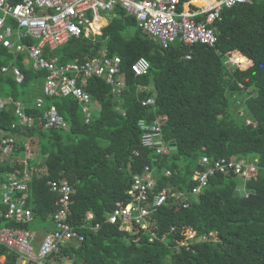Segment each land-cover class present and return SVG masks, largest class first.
Segmentation results:
<instances>
[{
	"label": "trees",
	"instance_id": "obj_1",
	"mask_svg": "<svg viewBox=\"0 0 264 264\" xmlns=\"http://www.w3.org/2000/svg\"><path fill=\"white\" fill-rule=\"evenodd\" d=\"M109 15L97 34H81L55 49L44 48L46 57H56L60 63L103 53L121 58L126 86L120 93H113L101 77L82 83L98 107L88 123L72 96L45 97L44 106L37 108L35 98L43 96L46 71L30 69L23 62L25 52L9 51L0 44V68L14 65L24 74L18 83L11 71L0 72V90H6L5 98L20 101L34 118L32 125L13 130L14 105L0 110V130L19 136L15 149L0 160V183L11 172L20 177L27 174V200L32 209L29 222L15 223L4 218L5 206L0 203V227L34 230L39 226L50 232L56 194L49 191L47 182L65 178L73 189L69 222L83 234V240L68 242L52 253L56 260L64 258L72 264H264V0L223 9L221 20L212 25L213 46L174 43L163 48L125 10L115 7ZM140 56L148 59L150 71L137 76L131 64ZM147 97H153L155 105H143ZM50 106L68 122L67 128H43L41 117ZM156 117L163 121L165 141H175V153L158 155L141 146L139 120L150 122ZM247 122L262 132L252 135ZM203 155L243 158L255 169L245 168V174L217 173L188 200L187 207L171 198L158 208L153 214L157 231L177 228L164 241L149 242L144 235L135 242V235L108 222L115 205L128 200L132 175L145 164L156 168L157 191L169 186L173 192L186 193L196 184L192 175L204 169ZM40 165L45 172L35 171ZM164 169L171 170V175H164ZM238 185L248 193L235 195ZM96 223L99 228L90 230ZM188 227L199 233L216 230L222 241L199 242L187 250L180 242L182 229ZM0 253L9 264L19 261L5 247L0 246Z\"/></svg>",
	"mask_w": 264,
	"mask_h": 264
},
{
	"label": "built area",
	"instance_id": "obj_2",
	"mask_svg": "<svg viewBox=\"0 0 264 264\" xmlns=\"http://www.w3.org/2000/svg\"><path fill=\"white\" fill-rule=\"evenodd\" d=\"M248 0H214L211 3L199 4L190 9V1L180 0H0V44L9 51L26 53V60L33 70H44L43 96L35 99V106L42 108L45 97L72 96L83 104L84 121L90 122L92 113L89 109L90 95L82 86L88 78L96 76L104 78L111 86L113 93H120L126 86L125 76L121 69V58L106 53L86 57L85 60L75 59L71 63H60L56 57H46L44 48L50 50L61 46L72 37L87 35L100 12H111L120 7L129 15L134 16L137 27L156 39L163 48L171 44L193 45L196 43L213 46L216 35L212 27L215 21L222 18V10L233 7ZM34 41V42H33ZM185 58H190L188 54ZM135 75H145L150 71V63L144 56L138 57L132 64ZM11 71L18 83L24 80L19 67L3 65L1 73ZM81 84H80V83ZM8 104L14 105L18 119L11 124L13 129H23L32 125L34 118L27 114L20 101L0 99V110ZM145 106L155 105L153 97L142 100ZM44 129H63L68 127L67 121L55 107L50 106L41 117ZM163 121L156 117L150 122L139 120L141 130L140 144L144 148L154 150L155 154L169 153L168 143L162 132ZM16 147V139L12 134L4 135L0 131V156L10 154ZM138 155V152L135 151ZM204 169L195 172L192 179L196 184L186 193L173 192L169 186L156 190V168L145 164L139 173L132 175L128 200L119 202L107 216L110 224H117L135 235V240L147 236L152 242L156 239L164 241L167 236L177 230L172 226L168 231L158 232L153 225L154 212L172 198L183 207L189 205L187 194L194 197L200 189L207 185L209 178L217 173L233 170L236 174H245L246 170L255 169L254 164L241 158L239 160L209 156L201 157ZM246 168V170H244ZM171 170L164 169V175H171ZM29 176H18L11 172L1 184V203L6 207L3 216L15 223H26L32 218V209L28 205L27 189ZM49 191L56 194V212L53 214V228L37 239L33 229L0 227V246L9 252H15L19 261L16 264H72L54 260L50 254L60 250L69 241H82L83 234L69 222L71 194L73 189L67 179L48 180ZM1 215V212H0ZM87 218H91L88 214ZM99 224L92 229L97 230ZM183 240L180 244L187 250L199 242L217 243L220 241L218 232L212 230L199 233L194 228L182 229ZM136 242V241H135ZM0 264H9L4 253H0Z\"/></svg>",
	"mask_w": 264,
	"mask_h": 264
},
{
	"label": "rangeland",
	"instance_id": "obj_3",
	"mask_svg": "<svg viewBox=\"0 0 264 264\" xmlns=\"http://www.w3.org/2000/svg\"><path fill=\"white\" fill-rule=\"evenodd\" d=\"M105 12H100V16H101V19L103 20V21H105L106 23L108 22V20H109V17H110V15L109 14H104ZM94 26V25H93ZM98 29H100V28H94V30H93V28L91 27V32L93 33V34H97L96 33V31L98 30ZM134 30V29H133ZM97 32H99V30L97 31ZM30 66H31V64L30 63H28ZM229 65H231L230 63H229ZM6 90L5 89H2V90H0V99H5V97H4V92H5ZM80 105H81V110H82V113H83V117L85 116L84 115V112H83V104H81V103H79ZM89 109H90V111H91V113H92V117L98 112V107H97V103L94 101V104L92 103V101L90 102V104H89ZM242 111V110H241ZM17 121H18V119H17ZM11 129H13V128H11ZM13 130H17V129H13ZM2 131V130H1ZM2 133L4 134V135H9V134H12V135H14V136H16V133H12L11 131L10 132H5V131H2ZM18 137L19 136H16L15 137V139H16V142L18 141ZM2 159V156H0V160ZM3 159H5V157L3 158ZM39 161H41V160H39ZM34 169H35V171L36 172H45V166L44 165H40L39 167L37 166V167H34ZM238 179H239V177H237ZM28 182H30V179L29 180H27ZM28 188H29V184H28ZM187 197L191 200V199H193L194 198V195H192V194H187ZM38 228H40L39 226L38 227H36V228H34V229H38ZM51 258H53L54 259V257L53 256H51ZM64 259V258H63Z\"/></svg>",
	"mask_w": 264,
	"mask_h": 264
},
{
	"label": "crops",
	"instance_id": "obj_4",
	"mask_svg": "<svg viewBox=\"0 0 264 264\" xmlns=\"http://www.w3.org/2000/svg\"><path fill=\"white\" fill-rule=\"evenodd\" d=\"M188 1H190V3H191V5H190V9L192 10V9H194L195 7H197L199 4H203V3H210V2H213L214 0H188ZM192 7H194V8H192ZM110 13V12H109ZM109 13H104V14H109ZM106 24V22L105 21H103L102 19H101V16H100V13L96 16V19H95V21L92 23V28H93V30H94V28L96 27V28H101V27H103L104 25ZM94 25V26H93ZM99 30V29H98ZM97 30V31H98ZM24 59L26 60V55L24 56V58H23V62L24 63H26L25 61H24ZM26 64H28V62L26 63ZM29 65V64H28ZM30 69H31V67H30ZM9 98V97H8ZM6 99V98H5ZM34 231L36 232V235H37V239L39 240V239H41L42 238V236H43V234L46 232L44 229H42V228H38V229H34Z\"/></svg>",
	"mask_w": 264,
	"mask_h": 264
},
{
	"label": "water",
	"instance_id": "obj_5",
	"mask_svg": "<svg viewBox=\"0 0 264 264\" xmlns=\"http://www.w3.org/2000/svg\"><path fill=\"white\" fill-rule=\"evenodd\" d=\"M32 69V68H31ZM246 128L249 130V131H251V134L252 135H256V134H258V133H261L262 132V130L261 129H259V128H253V125L251 124V123H249V122H247V124H246ZM168 148H169V150H170V152L171 153H175L177 150H176V143H175V141H170V143H169V145H168ZM239 194V195H241V196H243L244 194H247L248 193V190H245L244 189V186H242V185H238L236 188H235V190H234V194L236 195V194Z\"/></svg>",
	"mask_w": 264,
	"mask_h": 264
},
{
	"label": "clouds",
	"instance_id": "obj_6",
	"mask_svg": "<svg viewBox=\"0 0 264 264\" xmlns=\"http://www.w3.org/2000/svg\"><path fill=\"white\" fill-rule=\"evenodd\" d=\"M187 1H188V0H187ZM210 3H211V2H210ZM192 10H193V9H192ZM111 12H112V11H111ZM108 13H109V12H108ZM213 24H214V23H213ZM89 32H91V29H90ZM9 67H10V66H9ZM121 69H122V68H121ZM9 98H10V97H9ZM35 99H36V98H35ZM143 99H144V98H143ZM8 105H9V104H8ZM23 107H24V106H23ZM16 122H17V121H16ZM67 123H68V122H67ZM63 129H65V128H63ZM0 131H1V130H0ZM2 131H3V130H2ZM15 137H16V136H15ZM169 143H170V142H169ZM169 143H168V145H169ZM168 145H167V146H168ZM169 152H170V150H169ZM2 158H4V156H2ZM9 174H10V173H9ZM9 174H8V175H9ZM8 175H6V178H7ZM4 181H6V179H5ZM4 181H3V182H4ZM1 184H2V182L0 183V203H1V193H2V190H1ZM27 190H28V189H27ZM26 193H27V191H26ZM1 204H2V203H1ZM2 205H3V204H2ZM3 206H4V205H3ZM5 208H6V207H5ZM4 212H5V210H4ZM88 214H90V213H88ZM87 216H88V215H87ZM91 217H92V215H91ZM87 219H90V218H87ZM96 224H97V223H96ZM93 226H94V225H93ZM93 226H90V230H92V231H96V230H93V229H92ZM52 228H53V226H52ZM51 230H52V229H51ZM218 235H219V234H218ZM219 238H220V236H219ZM221 241H222V240H221V238H220V241H219V242H221ZM69 242H74V241H69ZM58 251H59V250H58ZM56 252H57V251H56ZM53 253H55V252H53ZM51 254H52V253H51ZM51 254H50V257L53 256V254H52V255H51ZM52 259H53V258H52ZM54 260H56V259H54ZM62 260H63L64 262H67V261H68V262H71V263H72V261H71V260H68V259H60V260H57V261H62Z\"/></svg>",
	"mask_w": 264,
	"mask_h": 264
}]
</instances>
